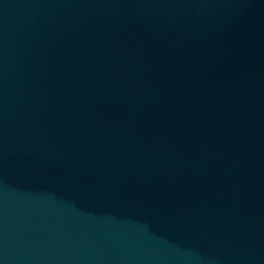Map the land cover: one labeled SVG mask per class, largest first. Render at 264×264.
I'll list each match as a JSON object with an SVG mask.
<instances>
[{"label": "water", "instance_id": "95a60500", "mask_svg": "<svg viewBox=\"0 0 264 264\" xmlns=\"http://www.w3.org/2000/svg\"><path fill=\"white\" fill-rule=\"evenodd\" d=\"M0 264H264V0H0Z\"/></svg>", "mask_w": 264, "mask_h": 264}]
</instances>
